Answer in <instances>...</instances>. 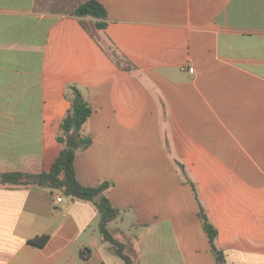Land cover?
<instances>
[{
  "label": "crops",
  "instance_id": "1",
  "mask_svg": "<svg viewBox=\"0 0 264 264\" xmlns=\"http://www.w3.org/2000/svg\"><path fill=\"white\" fill-rule=\"evenodd\" d=\"M86 1L0 0V175L51 168L77 87L76 175L112 183L134 264H218L202 210L226 264H264V0H97L104 30L72 14ZM98 224L92 202L0 184V264H126Z\"/></svg>",
  "mask_w": 264,
  "mask_h": 264
},
{
  "label": "trees",
  "instance_id": "2",
  "mask_svg": "<svg viewBox=\"0 0 264 264\" xmlns=\"http://www.w3.org/2000/svg\"><path fill=\"white\" fill-rule=\"evenodd\" d=\"M72 14L76 17H91L95 19V27L104 30L108 25V12L103 4L97 0H88L79 5ZM66 98L70 102V108L62 120L60 131L57 136L58 142L64 146L59 155L53 162L48 171L39 174H27L22 172H14L0 175V184L3 185H36L52 190H60L67 197L92 202L99 214L98 229L104 239L112 245L114 253L123 259L126 264H134L132 258L125 254V247L119 243L112 235L109 225L120 216V210L114 207L108 196V190L112 183L104 181L98 186L82 185L76 175L75 159L77 149L86 150L92 144V139L85 136L83 128L92 116V107L86 99L83 92L72 87L66 92ZM74 135L77 148H69L66 146L68 138ZM177 165L184 170V164L177 161ZM200 218L203 223L204 230L209 239L212 252L218 264H226V255L217 245L218 230L211 224L207 214L202 210ZM48 236L36 237L30 240V244L43 247L48 241ZM91 253V250L84 249V254Z\"/></svg>",
  "mask_w": 264,
  "mask_h": 264
},
{
  "label": "water",
  "instance_id": "3",
  "mask_svg": "<svg viewBox=\"0 0 264 264\" xmlns=\"http://www.w3.org/2000/svg\"><path fill=\"white\" fill-rule=\"evenodd\" d=\"M67 146L69 148H73L76 149L77 148V144L74 142V139L72 137H70L67 141Z\"/></svg>",
  "mask_w": 264,
  "mask_h": 264
},
{
  "label": "rangeland",
  "instance_id": "4",
  "mask_svg": "<svg viewBox=\"0 0 264 264\" xmlns=\"http://www.w3.org/2000/svg\"><path fill=\"white\" fill-rule=\"evenodd\" d=\"M78 1V0H77ZM69 2L68 1H66V2H64V5H66V4H68ZM70 4V3H69ZM183 171V173L186 175V173L184 172V170H182Z\"/></svg>",
  "mask_w": 264,
  "mask_h": 264
},
{
  "label": "built area",
  "instance_id": "5",
  "mask_svg": "<svg viewBox=\"0 0 264 264\" xmlns=\"http://www.w3.org/2000/svg\"><path fill=\"white\" fill-rule=\"evenodd\" d=\"M59 200H60V198L58 197V198H57V201H59Z\"/></svg>",
  "mask_w": 264,
  "mask_h": 264
}]
</instances>
